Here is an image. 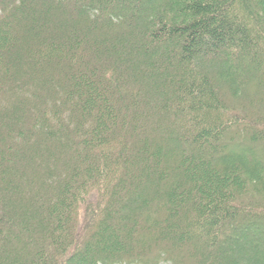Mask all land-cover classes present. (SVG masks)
Listing matches in <instances>:
<instances>
[{
  "label": "trees",
  "instance_id": "trees-1",
  "mask_svg": "<svg viewBox=\"0 0 264 264\" xmlns=\"http://www.w3.org/2000/svg\"><path fill=\"white\" fill-rule=\"evenodd\" d=\"M0 264H264V0H0Z\"/></svg>",
  "mask_w": 264,
  "mask_h": 264
}]
</instances>
